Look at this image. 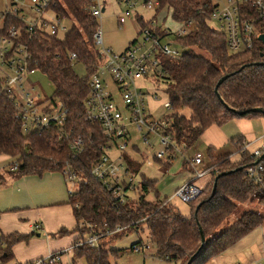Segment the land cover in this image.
Wrapping results in <instances>:
<instances>
[{"label":"trees","instance_id":"obj_1","mask_svg":"<svg viewBox=\"0 0 264 264\" xmlns=\"http://www.w3.org/2000/svg\"><path fill=\"white\" fill-rule=\"evenodd\" d=\"M53 1L45 10L51 9L71 20V26L63 36L48 34L36 27L29 31L27 22L20 19L18 13L11 12L12 6L0 13V18L4 17L0 37H8L12 27L19 29L7 55H12L22 46L28 54V69L39 70L53 83V95L43 99L42 110L52 113L58 104L63 105L67 109L63 128L69 135L60 134L53 125L49 129L34 128L24 132L18 108L4 89L0 75V154L15 158L17 162L16 169L10 170L9 174L12 177L40 175L46 171H62L69 166L81 178L68 200L76 220L73 231L78 237L75 242L92 233L113 231L117 226L128 230L145 223L155 255L176 264H186L196 253L200 245V229L204 234V245L190 264H206L249 231L263 225L264 215L248 210L214 236L222 222L240 204L254 198L264 207V156L257 160L251 157L250 150L243 151L242 145L246 141L243 135L229 140L233 151L219 153L213 147L206 148L201 167L209 168L210 173L205 176L201 193L185 202L188 214H183L175 203L168 201L169 196L158 198L156 180L141 173V162L127 153L124 159L137 177V185L126 201L114 199L111 192L91 174V168L101 154L99 146L105 144L107 138L98 123H88L83 118L88 79L102 61L97 49L92 47L97 20L88 10V0ZM215 7L212 0H159L157 9L165 10L177 22L190 24L186 34L180 38V55L162 58L168 76L163 82L158 81L166 85L165 91L171 103L168 115L163 116L168 120L164 134L176 145L185 144L186 149H190L211 125L222 126L233 118L264 117L263 112L249 111L256 107L264 109V42L255 38L250 49L230 53L225 35L209 24ZM136 20L140 27L144 26L141 17ZM259 29L264 31V22L260 23ZM69 52L76 53L75 61L68 60ZM77 63L84 74L74 69ZM225 75L227 77L219 84L217 95L215 86ZM184 109L188 110V115L182 112ZM76 136L83 139L84 147L74 156L69 142ZM190 157L186 155V158ZM152 159L160 162L164 172L174 161ZM256 160L262 166L260 182L246 173V168ZM182 168L192 174L187 159L183 160ZM216 177L215 193L211 195ZM149 193L154 199L147 198ZM64 231L60 229L59 232ZM117 233L100 237L94 247L87 244L75 247L71 263L83 257L86 264H111L109 253L113 250L105 248L102 243ZM27 238L28 235L18 233L0 235L1 261L11 259L12 246Z\"/></svg>","mask_w":264,"mask_h":264},{"label":"built area","instance_id":"obj_2","mask_svg":"<svg viewBox=\"0 0 264 264\" xmlns=\"http://www.w3.org/2000/svg\"><path fill=\"white\" fill-rule=\"evenodd\" d=\"M105 0H88V10L90 14L98 21L101 13L105 9ZM122 3L126 8L117 15V23L121 26L130 16L141 17L144 23L138 32V38L131 41L125 49L116 52L109 47L104 46L102 32L97 28L92 35L93 44L96 45L98 55L102 58L96 71L88 79V94L83 103V118L88 123H98L103 131L107 142L99 146L101 154L98 160L91 168V174L96 177L112 194L114 199L124 202L133 192L137 185V177L128 168L124 159L129 145V125H134L137 130L142 132L143 140L148 142L149 135L158 138V149L152 155V158L159 161L175 160L179 156L185 160L192 170V178L184 181L168 197V201L189 202L196 198L202 191L203 185L197 184L196 180L201 179L210 173L209 168L201 167L203 162V153L194 152L190 158H186L184 149L185 144L171 142L164 134L168 126V120L163 116L156 117L154 109L149 108V102H161L168 112L171 109V103L167 98L166 91L163 92L164 100H160L159 91H154L158 86V81L166 80L168 72L162 64V58L177 57L181 53L180 38L186 34L190 24L177 22L175 29L157 25L156 16L159 11V0H116ZM20 3L21 0H13ZM28 5L35 12V17L26 20L25 16L19 13L21 8L13 6L11 12L19 15L28 24V30L34 27L44 30L48 34L63 36L71 26V20L65 15H58L53 10L45 8L53 4V0H27ZM140 8L153 10L154 15L145 19ZM209 20L219 21V28L216 31L223 33L226 37L227 50L230 53L250 49L253 46L255 38H258L263 30L259 29L261 22H264V0H225L223 5L215 7ZM67 21V23H64ZM214 28V27H212ZM19 29L12 27L9 29L8 37H0V75L4 89L9 93L14 101L22 121V129L29 132L31 129H49L52 125L58 129L59 133L68 136L64 132V122L66 120L67 109L58 104V107L52 113H44L41 102L36 101L30 96L28 88L33 89V84L29 81V73L35 70L28 69V54L20 46L12 55H7L9 45L12 39L17 38ZM173 35L177 41L167 38L163 42L162 38ZM77 59L75 52L68 53V60L73 62ZM107 73L113 82L115 89L109 90L107 86ZM141 79L142 84L137 81ZM119 98L122 105H119L115 99ZM83 139L80 136L71 138L69 148L73 155H77L83 150ZM249 143L244 141L242 150H250ZM134 150V147H133ZM251 151L252 158L264 156V134L259 146ZM130 156V155H129ZM133 158V157H132ZM253 162L246 168L247 175L256 182L261 181L262 166L258 161ZM17 162L13 161L10 170H15ZM66 181L79 183L81 178L66 166L62 170ZM76 190V189H75ZM68 188L69 196L75 191ZM124 230V227L117 226L113 231L106 230L102 234L92 233L85 239L75 242L70 249H74L82 244L90 247L97 245L100 237ZM132 250H147V244H138ZM59 252L50 253L44 257H39L22 264H52L58 261ZM264 264V253L261 258Z\"/></svg>","mask_w":264,"mask_h":264},{"label":"crops","instance_id":"obj_3","mask_svg":"<svg viewBox=\"0 0 264 264\" xmlns=\"http://www.w3.org/2000/svg\"><path fill=\"white\" fill-rule=\"evenodd\" d=\"M164 13L166 14L165 11L163 15ZM234 122L237 124L239 121ZM240 125L242 126L241 123ZM222 128H224L223 125L209 126L199 138L200 142L202 139L201 145L203 143L206 147H213L218 150L228 144L231 138L243 135L249 143L248 148L253 150L259 146L264 134V127L261 132L256 135L253 134L252 137L248 136L251 134L245 132L243 128L238 130L236 134L223 132ZM134 151H138V148H134ZM197 151L203 153L200 150L194 152ZM129 155L137 159L131 153ZM9 158L11 157L0 154V163ZM2 169L3 167L0 164V235L18 233L28 235V238L27 240L17 241L11 248V259L5 262L0 259V264H22L56 252L60 253L58 258L60 264H86L83 257H79L74 263H71L74 254L70 247L75 243L78 234L73 231L76 220L72 206L68 203V182L62 171H46L40 175L21 174L12 177L9 174L10 169L5 174H2ZM182 174L184 175L183 182L192 178L191 173L183 170V168ZM205 180L204 176L197 179L196 182L197 184H204ZM163 197L158 194V198L162 199ZM147 198L154 199V196L149 193ZM178 202L183 203L177 200L173 203L177 205ZM188 210L189 208L182 213L188 214ZM141 225L135 227V229H138ZM60 229H65V231L60 233ZM140 241L141 238L135 240L132 244ZM103 244H105V248L113 250L109 253V259L111 254L118 255V252L114 251L118 248L116 249L110 245L111 242L110 244L106 242ZM263 253L264 224L252 229L225 251L210 260L214 264H250L262 258ZM166 261L176 264L174 261ZM149 264H153V262H149Z\"/></svg>","mask_w":264,"mask_h":264},{"label":"rangeland","instance_id":"obj_4","mask_svg":"<svg viewBox=\"0 0 264 264\" xmlns=\"http://www.w3.org/2000/svg\"><path fill=\"white\" fill-rule=\"evenodd\" d=\"M214 4H218V6L223 5L225 0H212ZM13 3L12 0H0V13H3L7 10H9L12 6H19L21 8L20 13L25 16L26 20H29L33 17H35V12L31 9V7L28 5L27 0H21L20 3L16 2V4ZM105 9L101 13L100 17H98V29L102 32V39L103 44L106 47L111 48L112 50L119 52L122 51L127 47V45L135 38H138V32L140 29V25L138 21L135 19V17L132 15L126 21L119 26L117 23V15H119L121 12L124 11L126 8L122 3H118L116 0H105ZM145 19H149L154 15V11L146 10L140 8L139 10ZM165 10H161L158 12L156 19L158 21L157 25H161L162 27H168L171 29H175L178 26L177 21H175L172 16L169 13H164ZM4 23V17L0 18V27L3 26ZM64 23H67V21H64ZM209 24L211 27H214V29L219 28V21L217 20H209ZM173 39V42H176L177 39L173 35H169L168 37L162 38L163 42H166L165 40ZM93 49H97L98 47L96 45H92ZM74 69L76 72L80 74H84L83 68L80 66V64H74ZM28 78L30 83H33V89L28 88L27 90L30 93V96L33 97L37 102L44 99L45 97H50L53 95L54 92V85L53 83L47 78L45 74L40 72L39 70H35L33 73L28 74ZM108 79H107V86L109 90H114L115 86L113 82L111 81L109 74L107 73ZM137 83L140 85L142 84L141 79L137 81ZM154 91H159L160 100H164L165 96L163 95V92L166 90V85L164 83L158 84L157 87H154ZM115 101L122 105V102L119 98L115 99ZM161 104V102H160ZM159 102H149V108L154 109V116L161 117L167 114V110L160 105ZM44 104H41L43 106ZM185 115H188V110L184 109L182 111ZM234 121H239L237 124ZM241 121V122H240ZM242 124V126L240 125ZM224 128H222V131L230 134H236L238 130H241L242 128L247 132L250 137L253 136V134H257L258 132H261L264 127V117L257 116L254 118H233L231 121L225 123L223 125ZM129 145L127 147V152L131 153L135 158L138 159L139 162H141V173H144L146 177L150 179L156 180L155 188L158 190L159 196H169L173 193L175 188L177 186H180L183 182V174H182V163L183 159L179 156L177 159L172 161L171 166L169 169L164 172L162 169V165L160 162H156L152 159V155L154 152L158 149V138L154 137L152 135H149L148 142L151 143V146H149L142 138V132L137 130L134 125H129ZM202 142V139H201ZM200 140L198 141L190 148V149H184V154L192 156L194 151L200 150L203 153L206 150V145L202 143L201 145ZM136 146L138 148V151H134L133 147ZM223 146V145H222ZM220 148V147H219ZM215 149V148H214ZM234 147L229 142L228 144H225L222 148L218 149L219 153H225L230 150H233ZM135 154V155H134ZM234 157V156H233ZM15 158H9L5 159L4 161H1L2 174L8 173L10 163L14 161ZM201 181V180H200ZM78 183L68 181V188H73L74 190L77 188ZM151 196V195H150ZM177 206L181 212H186L188 209V206L186 203H177ZM252 210L257 211L264 215V207L260 206L257 203L256 199H251L247 201L244 204H240L237 208V210L232 213L228 218H226L222 224L218 227L216 232L214 233V236L219 234L225 227H227L235 218H237L240 214H242L245 211ZM145 223H142V225L138 228H132L125 230L123 232H118L117 236H111L105 240L106 243L111 242L110 245H112L114 248H118L116 251L118 252V255L115 256L113 254L110 255V263L111 264H149V262H153V264H172L168 263L166 260L159 258L155 255V247L153 242L148 237V231ZM141 238V241L136 243L134 246H137L138 244H147L149 248L146 250H140V251H134L130 249V246L132 245V242L135 240H139ZM103 244V243H102ZM105 247V244H103ZM212 259V258H211ZM258 262H262L261 258L257 261H254L250 264H257ZM206 264H214L212 260H209Z\"/></svg>","mask_w":264,"mask_h":264},{"label":"water","instance_id":"obj_5","mask_svg":"<svg viewBox=\"0 0 264 264\" xmlns=\"http://www.w3.org/2000/svg\"><path fill=\"white\" fill-rule=\"evenodd\" d=\"M258 38H259L262 42H264V33H261V34L259 35ZM226 77H227L226 75L223 76V77H221V78L219 79V81L217 82V84H216V86H215V92H216L217 95H218L217 88H218L219 84H220V83H221ZM249 111H252V112H263V113H264V109L259 108V107L249 109ZM216 180H217V177H216V179H215V181H214L211 195H213V194L215 193ZM199 206H200V203L197 205L196 210L199 208ZM204 241H205L204 234H203V232H202L201 229H200V245H199V247H198L196 253H197L198 251L201 250V248H202L203 245H204ZM196 253H195V254H196ZM195 254H194V255H195ZM194 255H193V256H194ZM193 256H191V257L189 258V260L186 262V264H190V262H191Z\"/></svg>","mask_w":264,"mask_h":264}]
</instances>
